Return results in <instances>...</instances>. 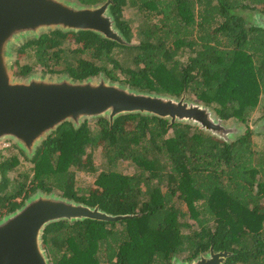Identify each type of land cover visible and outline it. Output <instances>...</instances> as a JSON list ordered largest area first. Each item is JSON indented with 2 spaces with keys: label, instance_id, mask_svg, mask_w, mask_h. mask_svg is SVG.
<instances>
[{
  "label": "trees",
  "instance_id": "16d2710c",
  "mask_svg": "<svg viewBox=\"0 0 264 264\" xmlns=\"http://www.w3.org/2000/svg\"><path fill=\"white\" fill-rule=\"evenodd\" d=\"M110 2L115 28L136 44L50 31L15 49L14 75L24 78L38 66L73 81L103 73L140 92L178 97L185 91L222 120L245 124L244 135L225 143L187 124L139 114L121 115L111 127L106 118L93 128L87 121L76 130L65 123L31 160L24 157L32 168L21 182L7 177L15 158L0 162V218L38 190L55 188L111 216L133 217L48 225L42 246L51 264L190 262L210 247L229 253L223 264H264V135L254 141L248 127L258 109V120L264 118V29L252 22L253 11L264 17V0ZM23 58L28 63L21 65ZM75 170L95 175L93 187L76 188Z\"/></svg>",
  "mask_w": 264,
  "mask_h": 264
},
{
  "label": "water",
  "instance_id": "95a60500",
  "mask_svg": "<svg viewBox=\"0 0 264 264\" xmlns=\"http://www.w3.org/2000/svg\"><path fill=\"white\" fill-rule=\"evenodd\" d=\"M110 3L84 6L68 0H0V142H11L31 160L65 123L76 130L85 121L106 118L111 127L117 117L127 114L156 116L169 126L187 124L225 143L242 137L246 131L242 123L222 120L210 107L187 99L185 91L178 97L140 92L110 82L102 74L82 81L30 74L23 79L13 77V50L50 31H87L120 45H134L115 28L108 12ZM254 24L264 29V17H256ZM257 123L255 133L264 135V118ZM132 217L111 216L98 206L38 190L19 209L0 218V264H51L42 246L50 224ZM228 256L210 247L208 253L190 262L173 259L171 264H223Z\"/></svg>",
  "mask_w": 264,
  "mask_h": 264
},
{
  "label": "rangeland",
  "instance_id": "374dc122",
  "mask_svg": "<svg viewBox=\"0 0 264 264\" xmlns=\"http://www.w3.org/2000/svg\"><path fill=\"white\" fill-rule=\"evenodd\" d=\"M68 1H70V0H68ZM71 2H76V1L72 0ZM130 13H131V10H130ZM124 15H126L125 12H124ZM138 23H139V21L136 20L135 24L133 25V27H136L138 25ZM136 42H137L136 40H134V39L132 40L133 44H136ZM16 48H18V46ZM13 52H15V51L13 50ZM13 58H14L13 62H12V74H13V77L22 78V77H18V76L14 75V72L16 71L15 63H16V60H17V53L16 54L13 53ZM19 63L21 65H24V64L28 63V60L23 58V59H21L19 61ZM44 72L45 71L41 67L32 66L31 67V72L29 74L30 75H36V76H39V77H48V78L67 77L66 74H49V73H44ZM101 74L104 76L103 73H101ZM26 77H24V78H26ZM104 78H106V77L104 76ZM122 79H123V77L120 76V80H122ZM159 95H164V94H159ZM165 96L174 97V96H169V95H165ZM187 99L193 100V98H191V97H188ZM193 101H195V100H193ZM260 114H261V111L258 109L255 113L252 114L250 122L248 124V127L253 131L252 140H254V141L257 140L258 142H260V140H258V137L262 136V135L256 134L255 133V128H256V126L258 124L257 121H258V118L260 117ZM94 122H95V120L88 121V124L90 125V127L93 128V123ZM243 125H244V129H247V126L245 124H243ZM8 143H11V142H9V141L0 142V162H3L5 160L12 161V158H15L16 159V164H15L14 168L7 174V177L9 178V180L11 182L13 180H19L21 182L25 178L26 173H29L31 175L32 165H31L30 161H27L25 159L26 157L20 151H18L16 148H14V147H13L14 149L13 148L12 149L4 148V147L8 146L7 145ZM71 170H73V169H71ZM122 170L124 171V173L128 172V170L126 169V166H124ZM128 173H131V172H128ZM94 178H95V175L86 174L85 172H82V171H79V170H75L74 171V181H75V187L76 188H80V189L82 188L83 189V188H91V187H93L92 184L94 182ZM53 193L57 194V195H61L60 192H58L57 190H54ZM180 261H182V260H180Z\"/></svg>",
  "mask_w": 264,
  "mask_h": 264
},
{
  "label": "crops",
  "instance_id": "0c3cea01",
  "mask_svg": "<svg viewBox=\"0 0 264 264\" xmlns=\"http://www.w3.org/2000/svg\"><path fill=\"white\" fill-rule=\"evenodd\" d=\"M253 19H252V22L254 23L255 22V18L258 17V16H262L258 11H253ZM263 17V16H262Z\"/></svg>",
  "mask_w": 264,
  "mask_h": 264
},
{
  "label": "flooded vegetation",
  "instance_id": "af4514ba",
  "mask_svg": "<svg viewBox=\"0 0 264 264\" xmlns=\"http://www.w3.org/2000/svg\"><path fill=\"white\" fill-rule=\"evenodd\" d=\"M8 146L7 147H4V148H8V149H12L13 148V146H12V144L11 143H8L7 144ZM14 149V148H13ZM56 190L55 188H52L51 190Z\"/></svg>",
  "mask_w": 264,
  "mask_h": 264
}]
</instances>
